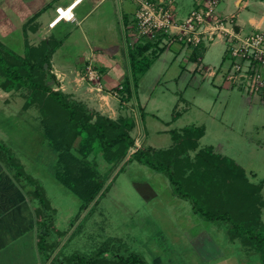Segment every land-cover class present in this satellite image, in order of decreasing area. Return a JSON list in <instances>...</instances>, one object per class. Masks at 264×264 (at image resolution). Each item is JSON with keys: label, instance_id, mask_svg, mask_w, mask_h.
<instances>
[{"label": "rangeland", "instance_id": "1", "mask_svg": "<svg viewBox=\"0 0 264 264\" xmlns=\"http://www.w3.org/2000/svg\"><path fill=\"white\" fill-rule=\"evenodd\" d=\"M19 2L13 0L15 6L10 8L13 19L17 21L25 9ZM24 2L37 5L44 0ZM249 2L241 12L242 16L264 12V0ZM92 5V0H85L78 9L86 10ZM177 5L180 10H187L192 2L179 0ZM116 6L118 11H115L113 0H107L83 23H60L52 29L53 40H31L39 44L46 40L54 45V39L60 42L72 30L73 37L64 40L58 56L63 63L68 60L80 64L79 60L86 55L91 41L96 43L88 25L92 24L96 32L100 29L109 34L112 22L120 20L123 14L122 8ZM217 9L233 11L236 6L234 0H220ZM54 13L56 9L53 5L42 14L43 19L46 21ZM82 27L86 28L89 36L88 33L84 36ZM1 28L0 22V40L4 42ZM115 32L120 38L122 32L118 27ZM6 46L16 50L23 47L19 38L16 46ZM206 47L201 62L214 68L222 60L225 44L215 41ZM174 54L173 48L166 49L141 76L134 97L126 102H122L112 90L107 92L103 79V90L98 89L95 84L82 81L76 70L70 77H73L72 83L79 84L78 88L72 84L63 87L61 80L47 75L52 74L50 70L44 78L51 87L63 90L71 100L81 102L94 114L101 112L113 118L125 114L135 118L136 126L132 134L136 144L131 148L132 152L141 144L170 147L175 142L170 129L182 131L192 124L203 125L205 130L199 138V147L212 145L214 151L227 154L244 166L249 182H243L242 186L239 183L241 189L236 191L248 190L249 184L256 183L262 187L258 194L264 200V101L257 96L249 97L239 88L226 87L220 73L212 76L208 73L203 75L199 70L193 72L187 67L194 63H186L181 54L176 57ZM118 57L120 64L110 68V75L121 78L119 75L128 73L130 66L125 50ZM25 91L24 88L6 91L0 86V139L11 147L27 172L42 185L50 202L53 220L49 223V248L52 257L57 256L59 262H51L52 257L46 259L42 255L41 264H64L74 252L89 256L106 247L107 256L114 252L128 254L135 251L147 264H261L254 249L244 246L240 239L232 238L228 222L209 220L197 213L189 199L175 193L165 172L137 159L127 161L132 152L113 168L100 153L95 156L101 171L106 173L111 167L106 179L109 188L98 202L95 200L99 194L86 210H81L80 198L53 175L58 154L44 139L39 121L44 114L41 103L37 100L25 107ZM103 94H108L105 104H102ZM138 100L144 106V112L137 105ZM44 101L52 102L48 96ZM108 106L110 109L106 108ZM176 112L178 114L173 118ZM77 143L78 140H75L74 145ZM199 147L189 149L192 159H195ZM9 168L11 173L15 171L12 166ZM191 170L187 168L185 175ZM18 182L25 189L28 206L36 208L39 200L30 192L35 186L25 180ZM220 189L223 192L221 199L212 198L219 207L232 209L236 214L245 208L244 197L234 198L226 193L228 180L222 182ZM261 217L264 220V203ZM103 261L106 262L105 259Z\"/></svg>", "mask_w": 264, "mask_h": 264}, {"label": "trees", "instance_id": "2", "mask_svg": "<svg viewBox=\"0 0 264 264\" xmlns=\"http://www.w3.org/2000/svg\"><path fill=\"white\" fill-rule=\"evenodd\" d=\"M160 39L129 42L127 56L130 71L115 87L119 89L122 102L131 99L141 76L165 49V45L160 44ZM54 45L56 46V43ZM54 45L49 41L38 45L27 42L25 52L18 53L0 40V86L6 91L26 89L25 107L40 101L44 114L39 121L44 139L58 154L53 166V175L80 198V209L86 210L98 194L95 202H98L109 188L106 179L110 175L111 167L106 173L101 171L95 156L100 153L112 168L118 165L136 144V138L132 134L136 119L125 114L116 118L101 112L94 114L81 102L71 100L63 90L54 89L47 84L45 76L56 78L50 67ZM201 47L193 48L191 58L198 57L202 51ZM121 84L122 87L119 88ZM43 96H48L52 102L44 101ZM177 114L176 112L173 118H176ZM204 128L203 125L195 124L184 127L182 131L172 128L170 132L175 142L170 147L157 148L141 144L127 161L137 159L155 170L165 172L176 194L189 199L194 210L204 218L228 222L232 238H238L244 246L254 249L259 254L261 264H264V220L261 217L264 200L258 194L262 187L254 183L249 184L248 190L236 191L241 189L238 187L239 183L242 186L243 182H249L244 166L229 155L214 151L212 145L199 147V138L204 135ZM75 140H78L76 146ZM197 147L199 149L195 159H192L189 149ZM0 155L9 167L14 168L13 175L18 181L25 180L35 186L30 192L32 197L39 200V205L35 208L36 215L40 218L37 246L45 258L50 259L52 252L49 248L48 233L49 223L53 219L48 197L38 180L27 172L24 163L1 139ZM187 168L192 170L185 175ZM225 180L229 181L226 193L234 198L242 196L246 202L245 208L237 214L232 209H222L218 203L212 201V198L221 199L223 192L220 188ZM262 180L264 181V177ZM93 207L94 205L89 212ZM107 249L100 248L89 256L74 252L66 263L147 264L135 251L128 254L114 252L107 256ZM52 261L59 262L57 256L52 257Z\"/></svg>", "mask_w": 264, "mask_h": 264}, {"label": "crops", "instance_id": "3", "mask_svg": "<svg viewBox=\"0 0 264 264\" xmlns=\"http://www.w3.org/2000/svg\"><path fill=\"white\" fill-rule=\"evenodd\" d=\"M18 1H20L19 5L24 6L25 9L17 21L13 19L10 12V8L15 6L13 0H0V22L2 25L1 37L5 45L8 44L11 46H16L18 38L21 39L23 46L22 49L13 50L18 53H24L27 42L32 45L39 44L37 41L34 42L31 40V38H34L35 40L36 38H40V40L51 38L53 40V34L51 33L52 29H55L60 23H83L84 21L88 20L90 15L98 6L102 5L107 0H92L93 5L86 10L78 9L79 6L85 1L79 0L80 2L78 5L74 6L72 9L73 17L70 19L62 18L55 24H52L51 22L58 16L57 10L56 13H54V15L48 18L46 21L45 18L43 19L42 14L53 5L55 9L58 6H63V8L70 5L72 6L75 4V0H44L43 3L37 5L34 3H26L24 0ZM178 1L179 0H173V7L176 16L183 18L198 4L199 0H190L192 2V6L187 10L184 8L180 10L177 5ZM234 3L236 6L235 10H225L220 12L233 15V19L236 23L243 25L245 30H252L254 28V22L263 16L264 12L260 15L250 14L244 17L241 15V12L246 7H248L250 3L249 0H234ZM113 4L116 7L115 11H118V7L116 5H119L122 8L123 14L120 17L121 19L112 22L110 26L111 28H108L109 34L103 30V32H101L100 29H97L96 32L92 24L88 25V27L91 29L92 36H95L96 38L94 39L96 43H92L91 41L86 55L79 60L80 64L77 62L71 63L70 61L68 62V60L63 63L61 58L58 56L59 48L62 46V43L65 39L67 40L72 36V30L66 33L64 35L65 37L62 38L60 42L54 39L53 43H56V46L54 45L55 47L50 58L52 66L51 71L55 74L58 80L63 82V87H67V84H72L75 88H78V83H72L73 77H70L72 76L71 73L74 70H76L77 73L80 72L88 62L94 63L95 66L101 70L103 74V82L107 92L108 89H114L125 78V72L119 75L122 76L121 78L118 76L114 77L112 76L113 74L110 75V68H116L118 67L117 65L120 64V61L118 60L120 59V57H118L119 53L121 54L122 51L124 52V50L127 53L128 44L133 31L131 24L134 19L137 5L133 0H113ZM117 27L119 28V31L122 32L120 33V38H118L115 32ZM17 30H19L20 33ZM16 31L17 33H14ZM82 32L84 33V36H86L87 33L89 36V32L86 33L85 27H82ZM216 41L223 42L220 39ZM208 44L209 43L203 44V47L200 46L202 51L200 54H198L197 58H191L192 51L194 50L193 48H187L179 44H176L172 48L173 51H175V57L181 54L186 63H194L191 67H187V65H185V67L193 70V72H196L199 70L200 66L206 67V65L201 61L207 49L206 45ZM166 49L168 48L165 47L157 59L163 52H165ZM154 62L151 64V66L154 64ZM76 78L78 79V77H75L74 79ZM223 85L228 87L225 83H223ZM137 87L134 88V91L137 89ZM103 96L105 98H101V100L103 99L102 104H105L106 102L104 100L108 94H103ZM132 97H134V92ZM116 100L119 101L118 98H116ZM137 105H139L140 110L144 112V106L140 100L137 101ZM106 108L110 109L109 106ZM0 156L2 157H0V264H41L40 256L43 254L37 246V233L40 227V218L36 215L35 207L31 208V205L28 206L24 187H22V185L18 182V179L15 178L13 173L10 172L9 165L4 161L3 156Z\"/></svg>", "mask_w": 264, "mask_h": 264}, {"label": "built area", "instance_id": "4", "mask_svg": "<svg viewBox=\"0 0 264 264\" xmlns=\"http://www.w3.org/2000/svg\"><path fill=\"white\" fill-rule=\"evenodd\" d=\"M133 1L137 6L130 42L161 38L160 44L166 48L176 44L194 48L220 39L225 43L220 64L214 68L200 66L199 71L212 76L220 73L227 86L239 88L249 97L257 96L264 101V15L248 31L234 21L233 15L217 9L220 0H199L183 18L176 16L173 0ZM62 7L56 8L58 16L51 23L61 16ZM78 74L82 81L93 83L98 89L103 88V74L94 63L85 64ZM121 87L122 84L119 85ZM112 92L119 96L118 88Z\"/></svg>", "mask_w": 264, "mask_h": 264}, {"label": "bare ground", "instance_id": "5", "mask_svg": "<svg viewBox=\"0 0 264 264\" xmlns=\"http://www.w3.org/2000/svg\"><path fill=\"white\" fill-rule=\"evenodd\" d=\"M80 1L79 0H77L76 2H75V4L74 5H72V6H70L69 8L68 7H62L61 8V16L58 18V19H56V21L54 22V23H52V24H55L56 22H58L59 20H61L62 18H72L73 17V7L74 6H77L78 5V3H79Z\"/></svg>", "mask_w": 264, "mask_h": 264}, {"label": "water", "instance_id": "6", "mask_svg": "<svg viewBox=\"0 0 264 264\" xmlns=\"http://www.w3.org/2000/svg\"><path fill=\"white\" fill-rule=\"evenodd\" d=\"M45 65L47 66V63H45ZM131 152H132V151H129V152L127 153L125 159L130 155ZM122 162H123V161H122ZM122 162H121V163H122Z\"/></svg>", "mask_w": 264, "mask_h": 264}]
</instances>
